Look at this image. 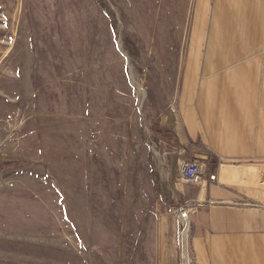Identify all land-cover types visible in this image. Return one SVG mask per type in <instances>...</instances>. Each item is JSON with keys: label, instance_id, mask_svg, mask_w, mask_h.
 <instances>
[{"label": "rangeland", "instance_id": "1", "mask_svg": "<svg viewBox=\"0 0 264 264\" xmlns=\"http://www.w3.org/2000/svg\"><path fill=\"white\" fill-rule=\"evenodd\" d=\"M192 6L0 0V264H189L155 151Z\"/></svg>", "mask_w": 264, "mask_h": 264}, {"label": "crops", "instance_id": "2", "mask_svg": "<svg viewBox=\"0 0 264 264\" xmlns=\"http://www.w3.org/2000/svg\"><path fill=\"white\" fill-rule=\"evenodd\" d=\"M187 45L155 154L194 205L189 264H264V0H193ZM183 157L204 159L203 185L180 177Z\"/></svg>", "mask_w": 264, "mask_h": 264}, {"label": "built area", "instance_id": "3", "mask_svg": "<svg viewBox=\"0 0 264 264\" xmlns=\"http://www.w3.org/2000/svg\"><path fill=\"white\" fill-rule=\"evenodd\" d=\"M178 171L180 177L188 183L194 185H203L205 183L204 162L201 159L195 157L181 158L178 163ZM207 177L212 180L215 178V174L210 172ZM7 184L11 185L12 181H7ZM193 209L194 205L192 203H179L177 205V214L182 223L181 231L182 233L185 231V235L190 227V212Z\"/></svg>", "mask_w": 264, "mask_h": 264}, {"label": "water", "instance_id": "4", "mask_svg": "<svg viewBox=\"0 0 264 264\" xmlns=\"http://www.w3.org/2000/svg\"><path fill=\"white\" fill-rule=\"evenodd\" d=\"M185 251L187 252V247L185 248Z\"/></svg>", "mask_w": 264, "mask_h": 264}, {"label": "bare ground", "instance_id": "5", "mask_svg": "<svg viewBox=\"0 0 264 264\" xmlns=\"http://www.w3.org/2000/svg\"><path fill=\"white\" fill-rule=\"evenodd\" d=\"M185 234V231L183 232ZM188 258V257H187Z\"/></svg>", "mask_w": 264, "mask_h": 264}]
</instances>
